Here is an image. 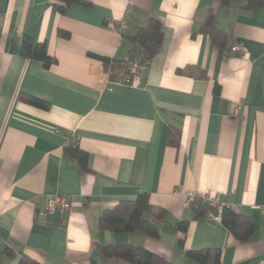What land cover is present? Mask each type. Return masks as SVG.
I'll use <instances>...</instances> for the list:
<instances>
[{"label":"crops","instance_id":"1","mask_svg":"<svg viewBox=\"0 0 264 264\" xmlns=\"http://www.w3.org/2000/svg\"><path fill=\"white\" fill-rule=\"evenodd\" d=\"M243 6L0 0V264H126L100 249L124 244L171 264H202L188 253L205 250L208 263L218 253V264H264V10ZM210 13L225 34L219 45L201 31ZM150 19L162 25L160 49L124 84L137 56L125 37ZM40 45L48 66L34 56ZM68 146L87 154L86 171L64 155ZM55 194L70 211L39 216ZM188 194L234 206L249 240L195 212L205 202L186 206ZM139 195L156 239L99 229L104 211Z\"/></svg>","mask_w":264,"mask_h":264},{"label":"trees","instance_id":"2","mask_svg":"<svg viewBox=\"0 0 264 264\" xmlns=\"http://www.w3.org/2000/svg\"><path fill=\"white\" fill-rule=\"evenodd\" d=\"M67 3L77 2L78 0H61ZM244 2V10L263 9L264 0H220L222 6H229L233 2ZM212 14L210 13L206 19L202 32L207 34L210 40L219 45L220 42L225 41V34L216 30L212 26ZM64 34V33H63ZM61 33V35H63ZM132 44V52L139 56L141 62L147 65L149 61L157 54L160 49L163 39V28L158 20L150 19L145 27L134 29L131 36L125 37ZM34 56L43 63V66H48L52 63V59L46 54L43 45L37 46ZM103 64L108 67L110 61L102 59ZM116 64L115 62H112ZM119 66V65H117ZM178 73L191 75L190 71H178ZM217 90V89H216ZM25 103L40 109H48V104L40 99L34 97H26ZM178 136V135H177ZM176 144V142H174ZM64 155L70 160L75 161L82 172L86 171L87 154L82 152L77 147H65ZM150 210L148 198L146 195H139L133 201H121L115 208L104 211L99 217L98 227L102 231L111 232H130L139 230L150 238L156 239L158 237L157 229L149 221L142 218L145 211ZM195 212L206 214L208 207L194 209ZM198 213V214H201ZM222 224L241 242L249 240L252 233V228L248 218L236 214L230 210H223L221 214ZM186 222L179 224V227L184 229ZM101 252L105 257H115L124 261L126 264H171L164 258L146 250L143 247L124 245H110L100 247ZM209 251L190 252L188 256L200 261L202 264H218V253H214L213 259L208 263ZM20 264H38L31 259L22 256Z\"/></svg>","mask_w":264,"mask_h":264},{"label":"built area","instance_id":"3","mask_svg":"<svg viewBox=\"0 0 264 264\" xmlns=\"http://www.w3.org/2000/svg\"><path fill=\"white\" fill-rule=\"evenodd\" d=\"M121 30L126 29V25L121 23L120 25ZM229 51L232 53H235L237 55H245L246 49L244 46L240 44H233L230 46ZM144 67V64L141 62L139 56H136L128 65L127 74L123 78V83L127 85H133L135 84V78L139 74V72ZM233 115H237L239 113V105H235L233 110ZM195 201H202L205 202L208 211L206 212V218L209 220H212L214 222H220L221 221V214L223 210H234V206H227L223 203H221L216 196L211 195H197V194H188L185 205L190 206ZM71 208V203L67 196L65 195H59L55 194L52 196H49L47 198L46 204L42 209H39L37 211V214L39 216L49 215L58 213L60 215L68 213Z\"/></svg>","mask_w":264,"mask_h":264}]
</instances>
